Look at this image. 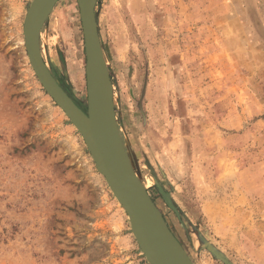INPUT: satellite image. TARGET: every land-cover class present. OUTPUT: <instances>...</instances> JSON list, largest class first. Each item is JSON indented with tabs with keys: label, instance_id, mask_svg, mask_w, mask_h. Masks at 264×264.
I'll return each mask as SVG.
<instances>
[{
	"label": "rangeland",
	"instance_id": "374dc122",
	"mask_svg": "<svg viewBox=\"0 0 264 264\" xmlns=\"http://www.w3.org/2000/svg\"><path fill=\"white\" fill-rule=\"evenodd\" d=\"M32 1L0 0V264H148L30 66ZM95 14L120 137L170 231L193 264H264V0H96ZM38 42L85 112L75 0Z\"/></svg>",
	"mask_w": 264,
	"mask_h": 264
},
{
	"label": "water",
	"instance_id": "95a60500",
	"mask_svg": "<svg viewBox=\"0 0 264 264\" xmlns=\"http://www.w3.org/2000/svg\"><path fill=\"white\" fill-rule=\"evenodd\" d=\"M58 0H33L23 24L30 66L45 92L81 135L95 169L129 217L131 233L148 264H193L168 228L161 212L135 176L115 118L110 73L98 34L96 0H75L85 53V112L63 91L43 62L39 32ZM223 259L221 254L214 252Z\"/></svg>",
	"mask_w": 264,
	"mask_h": 264
},
{
	"label": "bare ground",
	"instance_id": "6f19581e",
	"mask_svg": "<svg viewBox=\"0 0 264 264\" xmlns=\"http://www.w3.org/2000/svg\"><path fill=\"white\" fill-rule=\"evenodd\" d=\"M106 65V64H105ZM45 67H46V65H45ZM107 67V66H106ZM135 173V172H134ZM135 176L137 177V175H136V173H135ZM138 178V177H137ZM144 187V186H143ZM145 188V187H144ZM146 189V188H145ZM128 217V216H127ZM128 219H129V217H128Z\"/></svg>",
	"mask_w": 264,
	"mask_h": 264
}]
</instances>
